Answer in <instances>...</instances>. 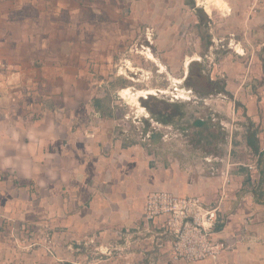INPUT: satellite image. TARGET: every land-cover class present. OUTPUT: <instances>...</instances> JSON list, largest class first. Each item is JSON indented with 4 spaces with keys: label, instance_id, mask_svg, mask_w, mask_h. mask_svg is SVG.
Wrapping results in <instances>:
<instances>
[{
    "label": "crops",
    "instance_id": "crops-1",
    "mask_svg": "<svg viewBox=\"0 0 264 264\" xmlns=\"http://www.w3.org/2000/svg\"><path fill=\"white\" fill-rule=\"evenodd\" d=\"M130 2L136 15L140 0H0V264H171L161 219L143 221L151 191L220 201L215 238L232 239L251 219L256 204L237 174L155 169L106 123L110 108L91 101L88 54ZM245 4L244 39L264 47V0ZM30 226L50 227L53 240L29 249L21 229Z\"/></svg>",
    "mask_w": 264,
    "mask_h": 264
},
{
    "label": "rangeland",
    "instance_id": "rangeland-1",
    "mask_svg": "<svg viewBox=\"0 0 264 264\" xmlns=\"http://www.w3.org/2000/svg\"><path fill=\"white\" fill-rule=\"evenodd\" d=\"M140 1L136 15L133 2L121 4L104 48L88 54L83 80L91 101L110 108L106 123L149 166L224 180L237 174L256 206L247 227L232 237L238 242L231 252L240 254L232 261L264 264V167L255 151L264 154V47L244 39L246 0ZM195 119L207 125L191 126ZM21 234L29 249L53 240L48 226Z\"/></svg>",
    "mask_w": 264,
    "mask_h": 264
},
{
    "label": "built area",
    "instance_id": "built-area-1",
    "mask_svg": "<svg viewBox=\"0 0 264 264\" xmlns=\"http://www.w3.org/2000/svg\"><path fill=\"white\" fill-rule=\"evenodd\" d=\"M156 219H161L164 235L168 237L171 264L215 262L238 242L234 238L214 237L221 222L220 201L205 202L200 196L151 191L146 195L143 221L148 224Z\"/></svg>",
    "mask_w": 264,
    "mask_h": 264
},
{
    "label": "trees",
    "instance_id": "trees-1",
    "mask_svg": "<svg viewBox=\"0 0 264 264\" xmlns=\"http://www.w3.org/2000/svg\"><path fill=\"white\" fill-rule=\"evenodd\" d=\"M207 125V123H206V121L205 120H201V119H195V120H193V122L191 123V126H193V127H196V128H203V127H205ZM198 133V132H197ZM196 132L194 133V134H196L197 136H198V134H197ZM200 136H199V138L195 141L194 140V142L195 143H198L199 141H200ZM252 141H253V138H251V136H247V139H246V142L249 144V145H251V143H252ZM193 142V143H194ZM256 151V153H257V156H258V159H257V162H258V167H264V154H262L261 152H259V151H257V150H255ZM262 164V165H261ZM260 168V169H261ZM250 179H249V177H248V179L246 180V182L247 181H249ZM253 192H252V195L255 197L256 196V194H255V188H254V190H252Z\"/></svg>",
    "mask_w": 264,
    "mask_h": 264
},
{
    "label": "bare ground",
    "instance_id": "bare-ground-1",
    "mask_svg": "<svg viewBox=\"0 0 264 264\" xmlns=\"http://www.w3.org/2000/svg\"><path fill=\"white\" fill-rule=\"evenodd\" d=\"M127 92H124L123 94H126ZM149 93V92H148Z\"/></svg>",
    "mask_w": 264,
    "mask_h": 264
}]
</instances>
